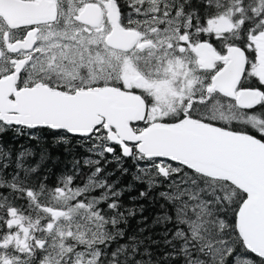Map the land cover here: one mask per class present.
Here are the masks:
<instances>
[{"label": "snow or ice", "instance_id": "1", "mask_svg": "<svg viewBox=\"0 0 264 264\" xmlns=\"http://www.w3.org/2000/svg\"><path fill=\"white\" fill-rule=\"evenodd\" d=\"M0 264H264V0H0Z\"/></svg>", "mask_w": 264, "mask_h": 264}]
</instances>
